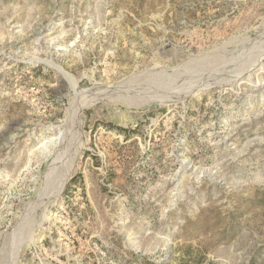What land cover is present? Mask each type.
I'll return each instance as SVG.
<instances>
[{"label": "rangeland", "instance_id": "obj_1", "mask_svg": "<svg viewBox=\"0 0 264 264\" xmlns=\"http://www.w3.org/2000/svg\"><path fill=\"white\" fill-rule=\"evenodd\" d=\"M0 264H264V0H0Z\"/></svg>", "mask_w": 264, "mask_h": 264}, {"label": "bare ground", "instance_id": "obj_2", "mask_svg": "<svg viewBox=\"0 0 264 264\" xmlns=\"http://www.w3.org/2000/svg\"><path fill=\"white\" fill-rule=\"evenodd\" d=\"M77 113H78V112H77ZM78 114H79V113H78ZM64 136H65V135H64ZM66 136H67V135H66ZM60 139H64V138H60ZM54 143H55V142H54ZM60 144H61V143H60ZM54 145H56V144H54ZM66 179H67L66 177L63 179V183H61L62 185L60 184L61 186L59 187L58 191H60V190L62 189V187H63L64 182L66 181Z\"/></svg>", "mask_w": 264, "mask_h": 264}]
</instances>
